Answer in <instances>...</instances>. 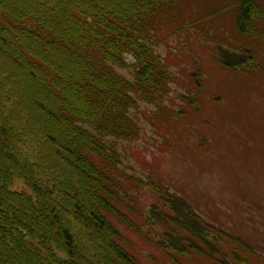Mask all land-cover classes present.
<instances>
[{"label": "trees", "instance_id": "1", "mask_svg": "<svg viewBox=\"0 0 264 264\" xmlns=\"http://www.w3.org/2000/svg\"><path fill=\"white\" fill-rule=\"evenodd\" d=\"M239 2L237 24L247 31L259 5ZM174 7L0 0V264H138L110 219L125 215L119 152L106 136H139L138 92L150 101L165 88L168 70L150 36ZM129 51L134 78L115 67L128 64ZM14 175L31 191L11 188ZM166 191L173 218L220 250L182 196ZM151 214L165 217L156 206ZM168 246L185 250L173 238Z\"/></svg>", "mask_w": 264, "mask_h": 264}, {"label": "rangeland", "instance_id": "2", "mask_svg": "<svg viewBox=\"0 0 264 264\" xmlns=\"http://www.w3.org/2000/svg\"><path fill=\"white\" fill-rule=\"evenodd\" d=\"M239 1L174 0L171 17L161 20L150 36L168 70L165 88L150 101L138 92L131 114L139 136H106L119 152L114 173L124 195L118 205L125 215L110 219L138 264H264V125L254 124L264 119V0H254L259 12L247 22V31L237 24ZM218 42L241 50L249 47L253 58L233 71L218 61ZM125 57L128 66L115 67L134 78L136 57L131 51ZM194 68L200 71L202 86L190 74ZM238 70L245 75H235ZM215 89L229 96L226 104L234 121L214 134L206 129L210 146L205 149L196 131L213 102L211 98L207 103L204 92ZM248 106L253 115L250 124L241 127L242 115L233 112ZM239 132L241 139L239 135L236 140L233 134ZM9 185L31 191L18 175ZM166 190L182 196L220 250L173 218L177 211L167 201ZM153 206L164 213L163 219L152 216ZM172 238L186 251L168 246ZM197 244L211 254L195 249Z\"/></svg>", "mask_w": 264, "mask_h": 264}, {"label": "flooded vegetation", "instance_id": "3", "mask_svg": "<svg viewBox=\"0 0 264 264\" xmlns=\"http://www.w3.org/2000/svg\"><path fill=\"white\" fill-rule=\"evenodd\" d=\"M218 43H220V42H218ZM222 44L227 46V47H230V48H232L234 50H238V51H247L249 49L251 51V57L248 60L253 58V50L251 48H249V47H246L244 50H241V49L233 48V47L229 46L228 44H224V43H222ZM214 47L219 52L218 61L222 65H224V66H226L228 68H231L233 71L236 68L239 69L238 66L243 62V60L240 61L236 66L227 65L223 61L221 51L218 48H216V44L214 45ZM238 71L239 72H235V75H238V76L245 75V72H242L240 70H238ZM199 73H200V71L197 68H194L190 72V74L192 76H194L196 83L202 86L203 83H202L201 79L198 78L199 77ZM245 78H247V75H246ZM217 91L220 92L219 89H215V91L214 90H212V91L209 90L207 92H204L205 100L207 101V103H208L209 99L210 100H211V98L213 99V102L210 101L209 105L206 107L207 111H205V113H207L208 115L205 114L206 116H204V118H202V119L200 118L201 119L200 127H199V130L196 131L197 135H198V139H199L198 143H199L200 146L203 145V147H206L205 149H208L209 146H210L207 143V137H209L208 136L209 133H211V132H213L215 130L217 131V129H219V126H221L222 128H223V126H227V125L232 126L231 123L234 121V118L232 117L234 114H232L230 112V110H232V109L229 108V104H226L229 101V96L225 92V97H223V94L221 95ZM199 93H200V91H199ZM230 99H231V97H230ZM197 101H198V99H197ZM197 101H195V103H197ZM221 102H224L225 104H220ZM208 109H210V111H208ZM251 109L252 108L250 106H248L247 108H242V109H239V110H235V112H233V113L237 114L238 111H239V115H242V119L240 120V126L241 127H244V125H248V123L250 124L251 119H250L249 116L253 115V112H252ZM255 113H256V111H255ZM261 118L262 119H260V120L258 119L259 124L255 120H254V124L255 125H260V124L263 123L262 125H264V119H263V117H261ZM206 129H208L209 133L208 132L206 133V131H207ZM211 134H214V133H211ZM239 135H240V139H241L240 132L237 133V134H233V137H235L236 140H237V138H239ZM229 145H230L229 147L234 148L231 143H229ZM263 145H264V141H263ZM263 148H264V146H263Z\"/></svg>", "mask_w": 264, "mask_h": 264}, {"label": "water", "instance_id": "4", "mask_svg": "<svg viewBox=\"0 0 264 264\" xmlns=\"http://www.w3.org/2000/svg\"><path fill=\"white\" fill-rule=\"evenodd\" d=\"M216 48L221 51L223 61L227 65L236 66L240 61L251 57V51L249 49L246 52L238 51L227 47L222 43H216Z\"/></svg>", "mask_w": 264, "mask_h": 264}]
</instances>
